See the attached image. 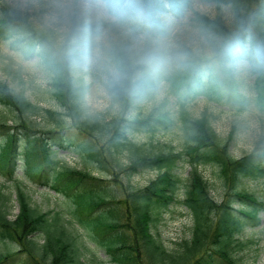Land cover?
Masks as SVG:
<instances>
[{
	"label": "trees",
	"instance_id": "16d2710c",
	"mask_svg": "<svg viewBox=\"0 0 264 264\" xmlns=\"http://www.w3.org/2000/svg\"><path fill=\"white\" fill-rule=\"evenodd\" d=\"M103 1L110 13L122 19L131 20L138 9L143 10L147 37L142 48L131 44V36L105 44L98 40L105 22L76 19L75 14L69 16L68 28L62 33L50 26L37 27L25 10L0 0V39L38 59L48 78V93L57 104L56 109H41L0 81V105L15 122L8 125L6 116H0V176L15 178L16 168L21 167L29 179L63 195L72 205V219L116 264H186L192 259L194 264H235L233 249L243 245L238 235L246 225H258V213L264 210L263 202L236 185L243 178H264V152L239 159L230 156L226 142L209 125V115L203 111L195 116L186 101L200 93L211 95L225 85L229 98L239 102L242 92L233 78L236 58H245L264 84V0H205L217 6L230 5L235 13L231 25L220 15L210 17L193 10L192 0ZM188 9L194 12V25L209 42L208 54L184 42L176 48L159 42L170 35L163 15L182 18ZM253 10L256 15H249ZM236 46L240 57L234 59ZM90 58H94L92 63ZM81 67L96 70L111 103L117 105V114L110 119L87 105L91 83L76 77ZM223 72L228 76L219 79ZM163 81L177 96V110L167 107L162 98L148 111L138 110L132 116L143 107V101L158 95ZM40 110L50 122L44 130L34 128L39 123L32 119ZM171 128L181 131L182 152L170 146L167 151L146 153L134 136L137 132L152 138ZM263 141L261 136L257 144ZM60 150L77 156L81 168L66 164L58 157ZM184 156L193 164H216L234 195L250 204L235 208L229 199L218 206L195 170L185 185L186 204L193 215L191 237L170 252L151 235L150 223L173 201L181 183L173 168ZM152 166L161 171L148 185L136 187L128 181L120 187L123 178ZM16 186L19 210L14 219H8L4 208L7 195L0 184V240L8 247H18L0 253V264H87L80 258L77 234L67 226L63 214L39 210L24 189ZM148 255L153 259L147 262Z\"/></svg>",
	"mask_w": 264,
	"mask_h": 264
},
{
	"label": "rangeland",
	"instance_id": "374dc122",
	"mask_svg": "<svg viewBox=\"0 0 264 264\" xmlns=\"http://www.w3.org/2000/svg\"><path fill=\"white\" fill-rule=\"evenodd\" d=\"M7 3L17 5L20 9L25 10L33 21L35 26H50L57 30V33H62L68 28V18L74 13L76 19H86L91 21H104V28L98 40H103L105 44L114 42L117 40H125L131 30V24L140 22L143 20V10L138 9L135 14V18L131 21L127 19H114L110 14H106V8L100 0L85 1V0H5ZM130 4L136 0H127ZM196 4L194 8L200 12L206 13L211 17L222 15L224 20L229 23L232 21V10L230 6L217 7L215 4H206L201 0H193ZM191 16L188 12L187 18ZM108 18V20H107ZM184 18V20H170L172 25L173 34L169 38L161 40V44L167 48L174 47L180 43L185 42L192 46L194 49L202 50L206 53L209 51V47L201 43L204 37L199 33L198 29L194 26L193 22ZM110 20V21H109ZM146 26L143 21L140 27ZM143 34H138L137 37L130 38L131 44L136 48H142ZM94 58H90V62ZM36 58L25 57L20 50L13 49L9 42L6 40H0V81L6 82L14 91L23 93L32 102H38L41 109L51 108L56 109L57 104L48 93V79L41 68L36 64ZM19 70L17 73L16 71ZM76 77L82 76L84 80L91 83V87L86 96V102L91 111L103 112L107 119L117 114V105L112 104L107 91L101 81H98L97 72L93 68H82L75 72ZM241 78V74L238 75ZM101 78H103L101 74ZM253 76L248 75L246 77V86L248 91L255 93V89L251 88L248 84L253 81ZM167 86L160 92L159 97L154 100L143 101V107L134 110L131 115L133 116L138 110H144L149 108L163 98V93ZM198 104L193 106L195 115H199L202 110H208L213 116L210 118L211 125L222 138L226 139L228 135L231 137L228 146V152L233 156L242 157L250 153L255 149L257 144L256 140L264 135V119L258 116L256 108L248 109V111L236 112L228 107H220L219 110L209 106L206 108L207 101L200 98ZM142 112V111H141ZM6 116L9 118V113L4 106L0 105V116ZM45 115V118H42ZM264 117V116H263ZM6 118V119H7ZM34 123L39 125L34 128L44 130L50 126V122L47 119V115L43 110H40L38 115L33 116ZM8 120V119H7ZM9 125H14V120L7 121ZM235 128L234 132L231 129ZM22 129V128H20ZM136 141L143 144V149L150 152H157L168 148L170 139H174L176 135H170V132L163 133L155 136L152 140V145L148 144V138L141 133L134 132ZM1 139V136H0ZM174 145V144H173ZM260 148L264 149V142L260 145ZM58 157H62L63 161L70 166H74L78 169L81 168L79 159L77 156L66 151H60ZM189 167H182L176 170L177 173L185 176L189 171ZM199 171L209 182L210 194L215 200L221 201L227 191V188L222 185L221 180L216 174V168L214 166H199ZM141 172V171H139ZM138 172V173H139ZM95 174V173H94ZM155 171H144L139 174H133L129 179L123 178L120 187H125L127 182L132 183L134 186L142 187L150 178L155 176ZM15 177L20 184V187L24 189V192L28 195L30 203L41 211L46 210H59L63 213V218L67 226L77 234L80 248V258L87 264H114L110 261L106 255L104 249L97 245L92 240L90 235H86V232L78 225V223L72 219L70 215L71 203L63 195L57 194L54 197L52 190L45 186H42L34 181L27 179L19 168ZM3 181L2 179H0ZM6 186L4 193L7 195L4 208L7 210V218L14 219L18 213V203L15 195L16 182L4 181ZM238 188L246 190L248 193H253L256 197L264 201V178L249 179L244 178L241 180ZM124 191L123 188H121ZM120 198H124L122 192L119 194ZM238 203L235 200L234 205ZM170 210L162 212L159 216V220L153 227V232L157 233L162 240L166 248L173 250L177 248L178 242L184 238L191 236V215L186 213V209L183 206H171ZM261 221L263 222L256 228H247L240 238H242L244 245L241 247H235L233 249V257L238 264H264V212L260 213ZM43 241L42 238L39 239ZM17 246H7L0 240V253H5L8 249L15 250ZM4 264H19L16 261L7 262ZM191 264V262L187 263Z\"/></svg>",
	"mask_w": 264,
	"mask_h": 264
}]
</instances>
